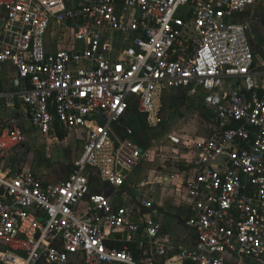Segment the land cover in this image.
I'll use <instances>...</instances> for the list:
<instances>
[{"label":"built area","instance_id":"1","mask_svg":"<svg viewBox=\"0 0 264 264\" xmlns=\"http://www.w3.org/2000/svg\"><path fill=\"white\" fill-rule=\"evenodd\" d=\"M255 2L0 0V64L20 80L0 99L20 98L45 137L86 134L70 172L50 181L12 163L24 127L3 123L0 264H136L127 243L162 233L141 209L154 201L115 206L92 192V178L120 188L152 159L125 123L138 114L140 129L159 127L170 91L209 109L210 132L187 143L183 169L166 175L183 177L195 242L165 264H264V42L256 47L250 22L237 20ZM53 23L70 28L72 47L47 49ZM118 234L124 247H110Z\"/></svg>","mask_w":264,"mask_h":264},{"label":"rangeland","instance_id":"2","mask_svg":"<svg viewBox=\"0 0 264 264\" xmlns=\"http://www.w3.org/2000/svg\"><path fill=\"white\" fill-rule=\"evenodd\" d=\"M245 13L251 18L252 28L254 35L257 37H264V0H256L255 3L248 5L245 9ZM52 35L56 37L55 31ZM64 42H57L53 46L55 48H61ZM9 65L0 64V79L6 76L5 71L9 68ZM168 93V92H167ZM3 113V110L1 109ZM209 111L204 109L200 102L190 99L181 94L172 95L171 99L165 103L162 112V123L159 127L153 130L140 129V122L131 121V124L136 131V138L142 142L143 145L154 150L153 158L151 161L141 163L136 169L132 171L130 177V184H124L125 197L128 202H137L139 199L150 198V188L159 181H165L166 174L172 171L177 172L181 169L183 163V154L186 151L187 143H191L194 140L202 139L209 134V119L207 113ZM27 134L35 135L31 127L26 128ZM67 137L61 140L59 137H55L54 143L51 147L47 146L46 140L41 135H37L31 139L30 144L33 148H36L44 153L50 154L54 152L57 163H47L42 161L40 154L35 152L36 164H40L41 169H52L51 180H57L65 176V170L73 164V162L80 156L82 151V144L85 140V134H81L79 131L69 130L66 132ZM59 166L57 167L56 166ZM64 169H63V168ZM62 168V169H61ZM144 176V178L142 176ZM92 192H98L100 182L97 176L93 175ZM178 183H175V185ZM171 186L164 193L162 199L164 205L163 211H167L168 205L174 199H181V196L187 195L185 189L181 185L180 190L177 186ZM122 188V189H123ZM152 198V197H151ZM130 204V206L133 205ZM180 210V208H179ZM179 210L177 209L178 213ZM136 214V210L134 212ZM140 219V217H138ZM139 241L141 245L146 247V253L141 260V264H164L166 252L157 248L154 240H149L144 235H139ZM137 264V263H136Z\"/></svg>","mask_w":264,"mask_h":264},{"label":"crops","instance_id":"3","mask_svg":"<svg viewBox=\"0 0 264 264\" xmlns=\"http://www.w3.org/2000/svg\"><path fill=\"white\" fill-rule=\"evenodd\" d=\"M68 1L72 2L73 0H68ZM245 9L243 10V12L240 13V18L242 19V21H249L251 24L252 20L248 16V14L245 13ZM251 28H252V25H251ZM53 31H55L56 37H54L52 35ZM251 35H252V40H253L254 44L256 45V47L259 46L258 43L264 42V37H262V36L257 37L256 35H254L253 31L251 32ZM57 42H64V44L61 48H55L53 45ZM46 44H47V49L50 51H55V50H60V49L72 47L74 45L72 31L70 30L69 27L64 28L60 24L53 23V25L51 26V29L47 33ZM3 64L9 65L10 67L7 68L5 71L6 76H4L3 79H0V90L6 91V92L7 91H9V92L14 91L20 87V80L17 78L15 68L11 64H8V63H3ZM16 80L19 81L18 87L15 86ZM178 94L185 96V94L182 93L181 91H170V92H168L165 96V103L171 99L172 95H178ZM185 97H187V96H185ZM190 99H193V98H190ZM194 100L197 101L196 99H194ZM197 102H200V101H197ZM201 105L203 106L204 109L209 111V109L206 108L202 103H201ZM1 109L3 110V113L1 112ZM24 112H25V106L23 104V101L20 98H15L14 101L13 102L11 101L8 106L6 105L5 101L0 99V131H1L3 123L5 121H10V120H13L19 124H22L24 127L26 144H25V147L20 148L17 151V153L13 156L15 159L11 158L12 163L13 164L18 163V165L25 164V165L32 166V167L36 168L38 170V172L40 173V175H42L46 180L57 181L59 179H62V178H59L57 180H51L49 178V176L52 175V174H50L52 172L51 171L52 169H48V170L41 169L40 164L39 163L36 164L37 162L34 159L35 152L33 153V150L35 149L36 153L40 154V158L42 159V161H46L47 163L50 162L52 164H55L58 162V160L55 159L54 152H51L50 154L44 153V152H42L36 148H33V146L30 144V142H31V139L33 137H35L37 135H41L46 140L47 146L49 148L51 147V149L53 150L52 145L54 143V139H55V137H59L58 131H63V130H57V132L55 134L50 135L48 137H45L43 134L39 133L30 124L27 116L24 115ZM208 113H207V117H208ZM131 121L140 122L139 128L145 127L144 126L145 123H144L143 118L138 114L129 116V120H128V122L125 123V125L133 127V125L131 124ZM27 127H31L33 129V132L35 131L36 134L35 135L27 134L26 133ZM134 129H136V128H134ZM208 130H209V127H208ZM73 131H79L81 134H85V133L81 132L80 130H73ZM63 132L66 133L68 131H63ZM66 137H67V134H66ZM65 138H63V139L60 138V139L64 140ZM85 138H86V134H85ZM83 145H84V142L82 144V151H83ZM82 151H81V153H82ZM152 158H153V154H152ZM34 162H36V163H34ZM56 166H57V164H56ZM57 167H59V166H57ZM181 168L183 169V167H181ZM71 169H72V165L69 167V169L65 170V176L64 177H66V175L70 172ZM131 175H132V172L128 175L127 184H130L129 182H130ZM142 177L144 178V176H142ZM182 180H183L182 175H179L176 178L175 182H171L170 180L167 179V177H165V181L157 182L155 185L151 186V188H150V191H151L150 198L152 197V200L154 201L152 208L141 207L143 212L149 213L156 221H158L159 223L162 224L161 236L158 240L155 241V244L158 245L157 246L158 249L166 252L164 264L169 257L177 254L181 248L192 247L194 245V242H195L194 233L191 232L185 226L186 218L190 214V210H189L190 199L187 197V195H185L184 197L181 196L182 197L181 199H178V198L174 199L171 202V204L168 205V208L166 209L167 211L162 210V207L164 205V200L162 199V197H163L164 193L167 192V190L169 188H171V186H174L175 183H178L175 186L179 187V190H180L181 186L179 185V183L181 181V184H182ZM106 187H110V186H108V185L104 186V189ZM182 187H183V185H182ZM122 188L123 187L113 188V193L110 196L111 201L114 203L115 206L124 205V206L130 207V208L131 207L133 208L137 202H134V203L128 202L126 197H125L124 188L123 189ZM103 190H101V191H103ZM144 200H148V199L146 198ZM132 203H133V205L130 206V204H132ZM179 208H180V210H179ZM177 209L179 210V213H178ZM135 210L137 213V209H135ZM135 210H134V212H135ZM138 217L139 216H137L136 219L141 220V218L139 219ZM145 253H146V250H145ZM151 264H155V263L151 262Z\"/></svg>","mask_w":264,"mask_h":264},{"label":"trees","instance_id":"4","mask_svg":"<svg viewBox=\"0 0 264 264\" xmlns=\"http://www.w3.org/2000/svg\"><path fill=\"white\" fill-rule=\"evenodd\" d=\"M58 133H59V137L60 138L63 139V138L66 137V133H64L63 131H58ZM104 186H107V184L101 183L100 186H99V191L103 190ZM120 238H121V235L118 234L116 238L110 239L108 241V245L110 247L123 248L125 244H124L123 241L119 240ZM127 244H128L129 250L131 251V253L133 255V258H134L135 262L137 264H141L142 263L141 260L145 256V250H146L145 246L144 245L143 246H139L137 241L129 242Z\"/></svg>","mask_w":264,"mask_h":264},{"label":"water","instance_id":"5","mask_svg":"<svg viewBox=\"0 0 264 264\" xmlns=\"http://www.w3.org/2000/svg\"><path fill=\"white\" fill-rule=\"evenodd\" d=\"M237 20H238V21H242V19H241L240 17H238ZM18 85H19V81L16 80V81H15V86L18 87ZM102 193H103L105 196L110 197V196L112 195V193H113V188H112V187H106V188L102 191Z\"/></svg>","mask_w":264,"mask_h":264}]
</instances>
